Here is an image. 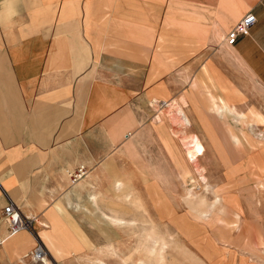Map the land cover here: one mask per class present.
<instances>
[{
    "label": "crops",
    "instance_id": "crops-1",
    "mask_svg": "<svg viewBox=\"0 0 264 264\" xmlns=\"http://www.w3.org/2000/svg\"><path fill=\"white\" fill-rule=\"evenodd\" d=\"M247 12L256 17L249 35H239L227 46L264 86V0H0V206L8 196L31 215L48 209L40 219L44 223L36 219L48 226L38 237L55 256L61 249L58 241H71L73 246L61 251L79 249L80 238L62 221L59 205L53 204L62 193L60 178L76 173L82 165L85 174L79 180H84L97 169L110 168L118 151L130 153L133 137L144 122L136 107L150 98L158 102L165 93L164 82L174 80L181 65L195 68L197 50L226 44V33ZM212 63L206 58L202 77L190 81L193 90L199 81L207 82V64ZM218 73L222 90L227 88L223 78L231 83L229 91L221 93L235 100L232 105L238 113L242 114L238 108L246 112L250 105L244 92L221 69ZM181 95L188 108H196L192 96ZM203 103L212 106L207 91ZM220 131L224 143L232 146ZM210 137L227 166L221 145ZM256 167L264 172V166ZM256 180L263 188L258 176ZM111 184L117 200L99 197L104 210L95 207V194L88 200L103 214L101 233L108 250L115 252L116 225L126 222L116 209L126 210L130 183L114 177ZM148 197L157 211L175 210L157 190ZM136 200L149 213L142 197ZM221 200L227 206L222 195ZM82 208L91 212L86 205ZM233 211L240 221L247 216L240 207ZM34 245L29 232L6 238L0 244V264H29V258H24Z\"/></svg>",
    "mask_w": 264,
    "mask_h": 264
},
{
    "label": "rangeland",
    "instance_id": "rangeland-1",
    "mask_svg": "<svg viewBox=\"0 0 264 264\" xmlns=\"http://www.w3.org/2000/svg\"><path fill=\"white\" fill-rule=\"evenodd\" d=\"M3 36L8 39L6 34ZM197 51L201 56H197L195 68L189 70L181 65L175 79L164 82L165 93L157 103H152L150 98L136 107L144 122L133 137L130 153L123 149L118 151L119 157L110 168L97 169L84 180L73 181L68 174L60 178L58 188L62 193L56 196L59 200L53 204L59 205L61 211L58 214L62 221L80 238L82 244L79 249L71 253L61 251L71 250L73 246L69 245L71 241H58L61 249L55 256L38 237V232L48 226L39 225L36 219L42 221L40 219H44L48 209L34 211L36 217L21 209L23 215L31 218L29 233L35 243L37 241L45 248L49 264H140L136 254L131 256V247L139 249L147 239L158 248L164 247L163 264H264V186L259 189L256 184L259 181L257 176L264 184V172L256 167L264 166V86L254 78L248 66L240 59V63L234 59L235 51L232 54L226 44L219 43L216 47ZM206 58L214 62L207 64V82L199 81L197 90H193L190 81L199 75L202 77ZM219 69L241 88L245 102L250 105L246 112L237 107L242 112L239 116L241 123L237 122L229 108L231 104L236 105L235 100L226 92L227 95L221 93L216 79L220 77ZM191 72L196 74L190 76ZM221 81L227 87L222 91H227L231 83L225 78ZM206 91L210 107L203 103ZM181 93L192 96L196 101V108L190 106L186 109L192 120L191 127H182L175 108L166 106L163 101ZM207 126L221 145L227 166L221 163L218 149L212 147ZM221 129L223 137L228 136L232 146L221 139ZM180 131L196 133L201 137L205 151L196 164L185 155L181 140L184 135ZM251 148L253 154H248ZM200 173L208 179V184L200 181ZM114 177H121L130 183L126 189V193L130 194L129 204L124 203L126 210L116 209L126 222L116 225L117 236L112 240L115 252L108 250L101 233L103 224L100 216L103 214L88 200L90 194H95L98 210L106 207L103 200L116 201L117 197L111 189ZM153 190L170 200L175 210L171 207L155 210L148 197ZM221 195L228 210L222 211L225 203ZM137 196L142 197L152 216L139 208ZM83 205L91 212L84 210ZM238 207L247 214L242 221L239 213L233 211ZM234 219L238 221L236 225L232 223ZM222 220L228 223L227 226L221 224ZM29 260V264H45L40 260ZM155 261L152 255L148 264H155Z\"/></svg>",
    "mask_w": 264,
    "mask_h": 264
},
{
    "label": "built area",
    "instance_id": "built-area-1",
    "mask_svg": "<svg viewBox=\"0 0 264 264\" xmlns=\"http://www.w3.org/2000/svg\"><path fill=\"white\" fill-rule=\"evenodd\" d=\"M256 17L252 12L245 13L226 33L224 41L226 45L232 46L239 35L248 36L251 26L255 23ZM85 171L81 165L76 173H71L73 181L79 180ZM0 227L3 233L0 234V244L8 237L15 235L21 231L31 232L32 220L28 216L23 215L20 207L5 196V202L0 206ZM45 248L36 241L34 247L27 253L28 258L34 261H42L43 254H46ZM47 255V254H46Z\"/></svg>",
    "mask_w": 264,
    "mask_h": 264
},
{
    "label": "bare ground",
    "instance_id": "bare-ground-1",
    "mask_svg": "<svg viewBox=\"0 0 264 264\" xmlns=\"http://www.w3.org/2000/svg\"><path fill=\"white\" fill-rule=\"evenodd\" d=\"M183 97H180L179 99L173 98L169 102L164 101V104H166V106L168 105V107H170V108L171 107L175 108V113L178 116V118L180 119V121L182 122V124H183L182 127L185 128V127H190L191 120H190V118L188 117V115L186 113V109L188 108V102L185 100L186 98L184 99ZM155 103H157V102H155ZM231 109L233 111L237 112L238 116H240V113H238L237 109L232 104H231ZM180 132L184 135V137H182L181 140H183V142H184V144H183L184 145V150H185L184 152H185V155H186L187 159L190 162H192V163L197 162L198 158L201 157L204 154V150H205V147H204V145L202 143L201 138L196 133L186 134L185 131H180ZM208 133H211V132H208ZM217 144H219V143L217 142ZM199 178H200V181L204 185L206 183L208 184V179L206 180V177L202 173L199 174ZM223 210H228V207L226 205L222 206V211ZM207 217H208V215H207ZM207 217H205V218H207ZM237 222H238L237 219H234V222H232V223L236 225ZM119 223L120 224H122V223L124 224L125 222L120 220ZM107 224H106V226H107ZM221 224L225 227V226H227L228 223L225 220H222ZM108 225L110 226V232H114L113 231V226L111 224H108ZM114 236L115 237L117 236L116 235V231L114 233ZM131 249H132L131 256L133 255L132 257H134L135 256L134 254H136V260L138 259L140 264H148L149 258L152 257V255L155 257V260H156L155 264H163L162 259L164 258V256H163L164 247L163 246H161L159 248L156 247L155 243L154 242H150L149 239H147L142 244V246L139 247V249H137L136 246H132ZM45 253L47 254V252H45ZM46 254H43V256H42V261L43 262L47 258ZM26 256L27 255H25V257ZM45 262H46V264H49L48 261H45Z\"/></svg>",
    "mask_w": 264,
    "mask_h": 264
}]
</instances>
